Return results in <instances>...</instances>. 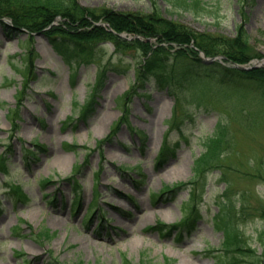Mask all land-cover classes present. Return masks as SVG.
Here are the masks:
<instances>
[{"label": "rangeland", "instance_id": "rangeland-1", "mask_svg": "<svg viewBox=\"0 0 264 264\" xmlns=\"http://www.w3.org/2000/svg\"><path fill=\"white\" fill-rule=\"evenodd\" d=\"M75 1L97 12L160 10L199 32L232 36L241 24L259 55L251 61L264 66V0ZM96 42L84 62L45 34L9 36L0 25V264H262L264 96L203 74L180 82L177 100L149 82L136 93L142 46ZM221 121L220 157L196 176ZM217 214L244 251L222 249ZM180 220L162 234L151 226Z\"/></svg>", "mask_w": 264, "mask_h": 264}, {"label": "trees", "instance_id": "trees-1", "mask_svg": "<svg viewBox=\"0 0 264 264\" xmlns=\"http://www.w3.org/2000/svg\"><path fill=\"white\" fill-rule=\"evenodd\" d=\"M182 3L189 4L188 0ZM58 15L64 17L63 21L52 24ZM3 17L12 21V25L0 21L8 33L14 35L20 32L21 28L30 33L43 31L64 58H73L77 55L84 61H89L93 57L91 47L85 46L87 43L111 40L118 47H125L128 44L127 39L94 23L103 18L117 32L157 39L156 44L140 38L132 41L141 45L146 54L145 59L135 68L138 84L153 78L162 86H166L169 94L178 97L177 89L180 82H187L190 78L203 74L213 78L215 82L243 91H257L264 96V66L247 70L233 66L235 62L248 63L256 55L259 56L258 53L254 54L250 36L241 24L237 25L234 36L199 32L183 22L166 18L160 10L143 13L105 9L103 12H97L78 5L75 0H0V19ZM192 41L208 55H224L227 64L218 60L205 63L199 57L198 50L191 46ZM165 43L168 44L167 47ZM20 91L21 89L18 90ZM227 135L225 124L223 121L219 122L214 132L206 138L204 144L206 150L195 160L196 176L214 165L220 157ZM164 150L163 148V155L167 149ZM46 181L48 179L44 182ZM262 216L264 217V208ZM224 229L226 249L234 252L244 251L245 246L239 243L240 238L232 231L233 228L229 227L227 221L224 222ZM45 235L50 236V231L46 230ZM166 261V264H175L172 259L167 258ZM230 264H240V261H232Z\"/></svg>", "mask_w": 264, "mask_h": 264}, {"label": "water", "instance_id": "water-1", "mask_svg": "<svg viewBox=\"0 0 264 264\" xmlns=\"http://www.w3.org/2000/svg\"><path fill=\"white\" fill-rule=\"evenodd\" d=\"M203 54V57H204V59L206 60V61H212V60H214L215 59V57H206V55L204 54V53H202ZM256 65H258V64H256ZM239 67H241V68H249V67H246V66H244V65H238ZM263 264H264V259H263Z\"/></svg>", "mask_w": 264, "mask_h": 264}]
</instances>
